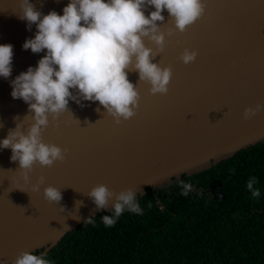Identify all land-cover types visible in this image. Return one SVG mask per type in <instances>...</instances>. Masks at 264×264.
I'll list each match as a JSON object with an SVG mask.
<instances>
[{"label": "water", "instance_id": "water-1", "mask_svg": "<svg viewBox=\"0 0 264 264\" xmlns=\"http://www.w3.org/2000/svg\"><path fill=\"white\" fill-rule=\"evenodd\" d=\"M31 2L44 15H63L69 0ZM204 2V17L184 33L175 29L167 11L163 13L160 27L166 44L154 62L172 68L167 95H151V86L139 83L138 73L130 72L140 106L134 118L119 125L99 102L82 101L81 106L70 101L71 111L56 121L50 116L43 132L46 144L67 149L66 161L51 168L37 164L28 185L19 163L11 160V149H0V264H13L22 252L38 250L44 256L88 218L111 212L115 201L108 210L97 211L87 196L98 185L117 194L132 189L138 199L145 187L163 188L182 174L204 171L264 141V111L244 119L247 108L264 105V0ZM20 4L0 0V45L11 44L14 52L11 77H0V141L17 123L27 132L32 122L29 106L12 98L11 83L46 54L24 50L37 28L29 30L27 21L19 18ZM170 30L175 34L168 36ZM145 44L156 51L151 41L145 39ZM185 49L198 53L194 63L185 65L179 59ZM41 176L45 184L32 192ZM48 186L61 190L59 205L44 198Z\"/></svg>", "mask_w": 264, "mask_h": 264}, {"label": "clouds", "instance_id": "clouds-1", "mask_svg": "<svg viewBox=\"0 0 264 264\" xmlns=\"http://www.w3.org/2000/svg\"><path fill=\"white\" fill-rule=\"evenodd\" d=\"M20 7L19 18L27 21L29 30L32 25L37 28L35 38L24 43V50L30 49L34 54L46 51V54L35 68L29 67L11 83L12 98L23 100L29 106L32 122L27 132L17 123L0 141V149H11V160L19 163L18 170L26 185L37 164L51 168L57 162L66 161L67 149L43 141L50 116L54 121L59 120L62 114L71 111L70 101L81 106L82 101H89L99 102L117 125L131 120L137 115L141 96L137 85L129 80L130 72L138 73L139 83L151 86V95L169 92L172 68H162L154 62L166 44L160 27L165 21L163 13L168 12L180 33L206 13L204 0H69L63 15L56 11L44 15L31 0H21ZM150 8L155 10L146 15ZM174 34L170 30L167 35ZM145 39L155 44L156 51L146 46ZM13 56V45H0V77H11ZM197 56V52L185 49L179 59L189 65ZM96 111L100 112V108ZM262 111V104L247 108L244 119L250 120ZM45 182V177L41 176L31 191L39 192ZM255 184L256 179L250 178L247 187L253 197H258L260 191L254 188ZM181 186L182 194L188 195L191 184L181 182ZM43 195L49 203L58 205L63 198L61 190L52 186L44 188ZM136 195L132 189L117 194L106 185H98L87 194L97 211L108 210L110 202L115 201L111 204L115 218L102 217L109 227L125 210L142 213ZM13 264H49V261L42 254L22 252Z\"/></svg>", "mask_w": 264, "mask_h": 264}, {"label": "trees", "instance_id": "trees-1", "mask_svg": "<svg viewBox=\"0 0 264 264\" xmlns=\"http://www.w3.org/2000/svg\"><path fill=\"white\" fill-rule=\"evenodd\" d=\"M250 178L258 197L247 187ZM181 182L192 186L186 196ZM144 191L137 199L141 214L125 210L109 227L102 217L115 213H98L43 258L49 264H264V141Z\"/></svg>", "mask_w": 264, "mask_h": 264}]
</instances>
